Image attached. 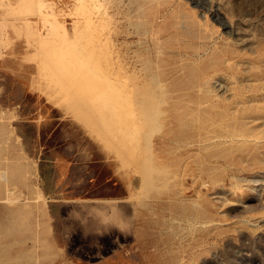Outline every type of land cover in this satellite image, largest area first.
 Masks as SVG:
<instances>
[{"label": "rangeland", "instance_id": "374dc122", "mask_svg": "<svg viewBox=\"0 0 264 264\" xmlns=\"http://www.w3.org/2000/svg\"><path fill=\"white\" fill-rule=\"evenodd\" d=\"M263 121L264 0H0V264H264Z\"/></svg>", "mask_w": 264, "mask_h": 264}, {"label": "bare ground", "instance_id": "6f19581e", "mask_svg": "<svg viewBox=\"0 0 264 264\" xmlns=\"http://www.w3.org/2000/svg\"><path fill=\"white\" fill-rule=\"evenodd\" d=\"M101 2V1H100ZM99 13V12H98ZM106 13V12H105ZM96 14V13H95ZM98 15H100V14H98ZM99 20V19H98ZM225 24V23H224ZM98 25V24H97ZM96 27V26H95ZM94 27V28H95ZM89 28V27H88ZM99 28H100V26H99ZM230 28V27H229ZM88 30V29H87ZM104 31V30H103ZM72 32V31H71ZM73 34V33H72ZM73 36V35H72ZM97 36L98 35H96V38H97ZM107 37V36H106ZM100 38V37H99ZM98 38V39H99ZM92 39H93V37H92ZM101 39V38H100ZM90 40H91V38H90ZM104 41V40H103ZM97 42H99V41H97ZM101 42H102V40H101ZM106 42H107V40H106ZM104 43V42H103ZM103 45V44H102ZM141 66V65H140ZM129 67V66H128ZM133 68V67H132ZM128 69V68H127ZM133 71V70H132ZM132 71H129L130 72V74H131V76H132V74L133 73H135L136 71H135V69H134V71H133V73H132ZM128 73V72H127ZM130 74H128V76L130 75ZM133 75H135V74H133ZM133 77V76H132ZM150 81V80H149ZM144 82V81H143ZM137 85V84H136ZM139 85V84H138ZM151 86V85H150ZM208 90V89H207ZM161 94V93H160ZM152 98V97H151ZM157 98V97H156ZM139 101V100H138ZM131 103V102H130ZM131 106V105H130ZM158 106V105H157ZM130 110H131V108H130ZM252 110V109H251ZM261 119V118H260ZM263 119V118H262ZM251 120V119H250ZM261 121V120H260ZM264 122V121H263ZM130 123V122H129ZM131 125H133V124H131ZM152 130V129H151ZM129 133V132H128ZM133 136V135H132ZM145 150V149H144Z\"/></svg>", "mask_w": 264, "mask_h": 264}, {"label": "crops", "instance_id": "0c3cea01", "mask_svg": "<svg viewBox=\"0 0 264 264\" xmlns=\"http://www.w3.org/2000/svg\"><path fill=\"white\" fill-rule=\"evenodd\" d=\"M49 231V230H48ZM48 233V232H47Z\"/></svg>", "mask_w": 264, "mask_h": 264}]
</instances>
